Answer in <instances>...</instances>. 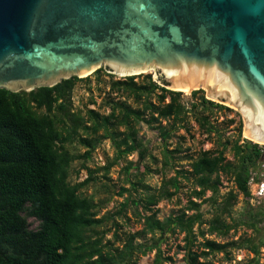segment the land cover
I'll use <instances>...</instances> for the list:
<instances>
[{
    "label": "trees",
    "instance_id": "1",
    "mask_svg": "<svg viewBox=\"0 0 264 264\" xmlns=\"http://www.w3.org/2000/svg\"><path fill=\"white\" fill-rule=\"evenodd\" d=\"M87 78L71 77L51 88L30 92L0 89V264H137L138 257L153 252L151 264H163L171 258L165 257L162 245L179 234H184L183 245H177L183 264H215L214 257L219 254L222 263L229 264L232 250L246 251L252 255L247 264H259L264 248L259 214L248 206L234 219L230 209L239 195L250 197L249 182L254 180L251 173L261 159L260 147L247 141L239 144V139L230 145L225 133L203 111L229 108L206 100L201 90L191 92L187 105L182 93L166 90L150 76L141 82L131 76L109 83L106 114L94 109L82 113L73 108L72 91L77 82ZM200 93L199 101H194ZM188 117L201 134L216 138L217 148L200 151L190 159L189 171L177 170L174 176L163 177L157 188L133 181L130 170L137 171L140 165L146 169L144 161L149 155L139 137L141 126L157 131L165 144L162 164L167 167L174 150L169 151L166 142L176 131L187 130ZM103 141L110 142L117 160L137 155V162L124 168L136 198L127 197L119 212H124L128 203L141 207V228L115 233L110 246L103 244L101 237L88 235L110 217L97 218L96 204L81 193L92 180L93 171L87 169L83 182L68 181L71 164L78 158L90 159ZM75 145L84 153L73 154ZM228 149L232 161L226 158ZM222 177L231 181L234 191L220 197ZM184 180L193 186L188 207L160 219L154 207L170 201ZM208 192L210 196L205 198ZM195 200L209 204L208 221L200 213L201 203ZM27 218L38 222L37 229L29 228ZM238 228L245 231L236 240L218 243L205 238L213 235L228 240L230 231Z\"/></svg>",
    "mask_w": 264,
    "mask_h": 264
},
{
    "label": "water",
    "instance_id": "2",
    "mask_svg": "<svg viewBox=\"0 0 264 264\" xmlns=\"http://www.w3.org/2000/svg\"><path fill=\"white\" fill-rule=\"evenodd\" d=\"M101 67L203 91L264 146V0H0V89L30 92ZM244 135L248 138H245Z\"/></svg>",
    "mask_w": 264,
    "mask_h": 264
},
{
    "label": "rangeland",
    "instance_id": "3",
    "mask_svg": "<svg viewBox=\"0 0 264 264\" xmlns=\"http://www.w3.org/2000/svg\"><path fill=\"white\" fill-rule=\"evenodd\" d=\"M97 73H92L86 80H81L76 83L72 91V104L75 111L85 112L86 109H94L101 114H106L108 110L104 107L105 99L108 93V85L111 81L123 79L114 75L101 67ZM97 71V70H96ZM146 76H150L155 81L154 71H147L143 74L136 75V82H141ZM85 79V78H81ZM156 82V81H155ZM157 83V82H156ZM183 95V101L188 102L191 93H185ZM202 94H198L194 101H199ZM205 97V93L203 92ZM94 103V104H91ZM189 103H187L188 105ZM206 115L210 116V120L217 126L218 129L225 133V137L228 139L230 145L239 139V144H243L245 140L242 137V122L240 115L233 109L221 110L207 108L203 110ZM232 120L233 123L229 124ZM187 130L181 129L172 134L171 138L166 142L167 149L173 151L170 166H163L162 164V150L165 146L161 138L158 136L156 130H150L145 125L141 126L139 137L143 140L148 147V157L144 161L146 169L143 165L138 167V170H130V177L134 180H140L144 184L157 188L163 177L169 178L174 176L175 171H189L191 163L190 159L197 157L200 151L215 150L217 148V140L215 137L207 138L206 135L201 134L193 122L191 117H188L185 122ZM239 131L241 134L239 135ZM251 143V142H250ZM261 153L264 151V146L259 145ZM71 152L75 155H81L84 153V149L79 146H72ZM226 158L228 161L233 160L232 153L228 149L226 151ZM137 162V155L133 154L123 159H115V153L109 141H103L92 153L91 158L86 160L84 158L76 159L70 166L68 181L70 184H76L83 182L87 179L88 170L93 171L92 180L81 190L83 196L91 199L96 204L97 218L110 216L102 227L94 229L93 232L88 235L97 238L101 237L102 243L110 246L114 242V234L121 235L122 233L135 232L141 228V223L138 218V213L141 212V207H134L131 203L126 207L124 212L120 213L121 206L125 199L132 196L136 198V194L130 190V186L127 183V176L124 168L129 163L133 165ZM88 169V170H87ZM254 179L253 186L264 182V159L261 158L257 162L256 169L251 173ZM222 186L219 189V195L224 196L229 191H234L231 181L222 177ZM126 189L127 192H123L122 189ZM192 183L188 181H182L179 192L170 200L159 202L154 208L158 210V217L163 219L164 217L179 213L186 209L188 206V200L192 196ZM122 194V195H121ZM210 193L206 194L205 198H208ZM197 203H201L199 200H195ZM253 209L254 213L259 214L258 222L259 227L264 230V197L255 198L252 195V187L250 186V197L244 198L239 195L235 204L230 209L231 218L238 219L244 213L247 207ZM120 213V214H119ZM200 213L203 216L204 221H208L211 218L210 206L208 203H201ZM191 214V213H189ZM226 222L230 221L228 215L225 216ZM29 228L32 230L37 229L38 222L35 219L27 218ZM194 226V231L196 232ZM203 230L206 226L203 225ZM244 229L238 228L236 232L230 231L228 240L216 238L215 236L205 235V238L215 240L218 243H225L226 241L236 240L243 233ZM184 234H179L174 237H170L166 243L162 245V250L165 252V257H170L171 262H165L163 264H183L182 252L179 251L177 245L182 246L181 242ZM200 240V239H199ZM117 245L116 243L114 244ZM262 255L259 264H264V248L261 250ZM154 258V252L144 257H138L137 264H151ZM230 258L232 259L229 264H247L252 258V255L243 250H232ZM215 264L222 263V255H216L214 257Z\"/></svg>",
    "mask_w": 264,
    "mask_h": 264
},
{
    "label": "built area",
    "instance_id": "4",
    "mask_svg": "<svg viewBox=\"0 0 264 264\" xmlns=\"http://www.w3.org/2000/svg\"><path fill=\"white\" fill-rule=\"evenodd\" d=\"M261 158L264 159V151L261 153ZM252 184H253V182L250 181L249 182V188H250V186L252 187V195L255 198L264 197V182H262L260 184H256V186H253Z\"/></svg>",
    "mask_w": 264,
    "mask_h": 264
},
{
    "label": "bare ground",
    "instance_id": "5",
    "mask_svg": "<svg viewBox=\"0 0 264 264\" xmlns=\"http://www.w3.org/2000/svg\"><path fill=\"white\" fill-rule=\"evenodd\" d=\"M144 73V72H143ZM191 90H188V91H182L183 93H190ZM245 138H247L245 135H244ZM248 139V138H247Z\"/></svg>",
    "mask_w": 264,
    "mask_h": 264
}]
</instances>
